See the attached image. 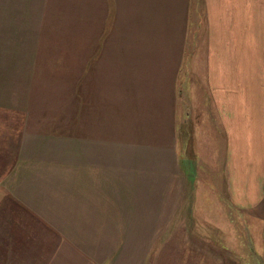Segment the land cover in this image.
I'll return each mask as SVG.
<instances>
[{"label": "crops", "instance_id": "0c3cea01", "mask_svg": "<svg viewBox=\"0 0 264 264\" xmlns=\"http://www.w3.org/2000/svg\"><path fill=\"white\" fill-rule=\"evenodd\" d=\"M33 4L30 28L19 32L29 36L0 44V264H134L128 258L142 255L127 250L128 227H134L136 242L139 235L143 240L144 210L160 209L154 181L161 176L160 158L153 152L146 164L151 184L148 179L145 186L141 145L128 140L122 125L113 134L105 110L79 101L87 90L85 74L97 63L105 66L111 47L127 55L132 41L138 59L153 55L157 43L159 57L168 54L172 65L182 50L184 65L187 35L198 27L201 101L226 140L229 202L238 209L262 203L264 0ZM161 33L171 36L160 38ZM78 34L88 43L79 63H61L56 48H45L71 46ZM148 67L154 74L141 80L157 82L151 85L156 92L146 86L142 99H154L169 76ZM170 89L175 93V83ZM172 126L176 146L175 114Z\"/></svg>", "mask_w": 264, "mask_h": 264}, {"label": "rangeland", "instance_id": "374dc122", "mask_svg": "<svg viewBox=\"0 0 264 264\" xmlns=\"http://www.w3.org/2000/svg\"><path fill=\"white\" fill-rule=\"evenodd\" d=\"M33 7V0H0V44L23 41L29 36L19 32L25 31L24 26L30 28ZM49 33L56 38L55 31ZM170 36L160 34V38ZM182 40L183 35L178 47ZM199 40L197 27L187 35L184 65L182 50L176 51V65H172L168 54L159 57L157 43L152 46L153 55L142 59L131 51L136 46L134 41L128 42L127 55L126 49L111 47L110 55L102 61L105 66L97 63L84 77L87 90L80 92V105L105 110L113 134L118 136L122 125L128 140L141 145L145 186L148 179L151 184L146 164L150 165L153 152L160 158L161 176L154 179L159 182L160 201L155 197L154 201L160 202V209L144 210L143 240L139 235L136 242L134 227H128L127 250L142 252L137 258H128L134 264H264V199L253 208L238 209L229 202L226 140L201 101ZM85 46L87 38L78 34L71 46L47 44L45 48H56L60 62L70 65L82 61L78 55ZM147 65L156 66L159 75H169L160 82L157 99L151 95L142 99L146 86L157 85L149 80L142 82L143 74L145 79L147 72L154 74ZM174 83L175 93L170 89ZM155 87L151 86V93L156 92ZM141 99L148 107L141 106ZM66 100L70 106L72 97ZM113 246L118 249L119 243L113 241Z\"/></svg>", "mask_w": 264, "mask_h": 264}]
</instances>
